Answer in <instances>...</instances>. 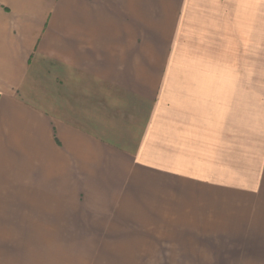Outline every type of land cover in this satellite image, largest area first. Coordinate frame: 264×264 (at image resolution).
I'll use <instances>...</instances> for the list:
<instances>
[{
	"label": "crops",
	"instance_id": "obj_1",
	"mask_svg": "<svg viewBox=\"0 0 264 264\" xmlns=\"http://www.w3.org/2000/svg\"><path fill=\"white\" fill-rule=\"evenodd\" d=\"M0 264H264V0H0Z\"/></svg>",
	"mask_w": 264,
	"mask_h": 264
}]
</instances>
